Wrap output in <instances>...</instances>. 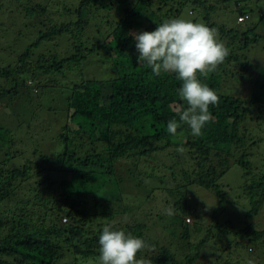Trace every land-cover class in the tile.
<instances>
[{
  "label": "trees",
  "instance_id": "trees-1",
  "mask_svg": "<svg viewBox=\"0 0 264 264\" xmlns=\"http://www.w3.org/2000/svg\"><path fill=\"white\" fill-rule=\"evenodd\" d=\"M60 1L68 0H0V10L5 2L11 9V22L6 25L0 20L8 37L16 26H22L21 31H39L26 39L11 38L23 42L19 50L11 44L2 45L0 40V56L8 60L0 64V105L8 97L11 103L16 99L20 102L13 114L15 125L9 120L6 125L0 123V209L8 211L0 213V264H96L99 236L107 225L153 245L154 251L142 253L153 264H197L212 242L214 230L227 234L232 223H213L207 228L201 224L203 216L195 212L192 224L187 216L196 200L190 197L189 188H206L215 194V218L230 206H240V201L230 197L236 189H242L248 200L243 206L248 209L249 221L260 214L264 205V154L257 152L255 146L260 143L250 136L257 129L250 128L247 121L257 105L264 114V64L255 63L259 60L257 50L264 48V36L255 27H242L252 19L245 7L250 0H220L224 3L221 8L219 0L215 4L213 0H69L72 7L66 13L76 20L46 29L50 25L45 17L48 6ZM229 3L239 15L233 28L226 20ZM109 6L117 11L111 13ZM185 13L193 22L216 28L230 53L215 72L198 77L219 96L218 104L209 106L214 119L200 137L192 136L186 124L175 136L167 131L170 119L179 121L173 109L184 103L177 94L182 82L173 73L156 76L146 65H139L131 35L153 31L164 20L184 18ZM92 22L100 29L98 33L110 39L90 48L80 35L93 27ZM126 23L130 25L128 32L122 31ZM64 36L74 40V51L60 55L62 43L53 42L62 41ZM92 52L97 53L101 64V71L97 66L95 72L100 71V76L107 75L108 79L97 75L87 78L83 65ZM72 69L80 70L73 74L83 77L80 83L71 85L68 81L66 72ZM64 83L73 91L68 93L62 88ZM242 85L245 97L238 95ZM54 88L69 94L67 108L73 112L65 130L75 137L61 134L63 150L45 154L35 149L33 158H27L15 142L18 137L20 141L28 139L30 121L42 119L44 111L32 112L26 121V111L21 109L34 104L33 91L39 94V90L44 93ZM77 137L82 148L90 143L94 151L80 156L70 147ZM99 145L105 153L98 152ZM181 146L185 149L182 154L176 151ZM159 153L168 161L163 170L169 174L152 171L149 186H143L144 174L137 162L121 173V162L129 158L140 161L141 157ZM235 166L242 170L238 188L224 180ZM59 175L66 176L61 184L57 182ZM124 184L133 186L130 192ZM58 185L60 193H55ZM131 200L133 203H129ZM156 201L159 212L153 209ZM170 206L174 208L171 216L165 211ZM119 215L129 221L120 222ZM249 221L237 235L258 249L264 247V231L256 230ZM160 225L168 229L165 237L173 238L169 245L150 236L151 229ZM197 233L207 234L195 244L191 237ZM72 253L73 258H67Z\"/></svg>",
  "mask_w": 264,
  "mask_h": 264
},
{
  "label": "rangeland",
  "instance_id": "rangeland-1",
  "mask_svg": "<svg viewBox=\"0 0 264 264\" xmlns=\"http://www.w3.org/2000/svg\"><path fill=\"white\" fill-rule=\"evenodd\" d=\"M213 1L215 4L216 1L215 0ZM116 2L119 3L120 0H117ZM6 3L7 2L3 3L4 8L0 10V20L1 23L4 22V24L8 25L9 22H11L9 19V16L11 15L9 11H11V9H8ZM218 5L220 6V8L224 7V3L222 1H220ZM229 5L231 9L227 12L229 17H227L226 20L228 26L233 28L236 26L238 12L237 10H235L234 6L231 3H229ZM69 7H72V1L69 0L66 2L60 1L57 2L56 4L48 6V11L46 12L47 14L45 15V17H48V21H50L49 22L50 25L47 26L46 29H48L50 26H55V24L58 26L61 23H68L70 21H75L76 17H71L66 13V10ZM245 7H247V10H249V12L251 13L252 19L242 25L243 29L245 28L247 30V28L255 27L256 28L255 31H257L258 34H262L264 36V0H250L245 5ZM109 8L111 13L117 11L115 7L113 8L112 6H109ZM184 16H185L184 18L189 19L186 13ZM35 20L38 22L37 17H35ZM95 24H96L95 22H92L93 27L89 31H84L83 34L80 35L82 40L85 41V46L90 48H92L96 42L98 45H100V43L102 44L105 40L106 42H108L110 39L109 35L103 36L101 33H98L97 31H99L100 29L95 27ZM21 27L22 26L13 27L9 33L11 37H8V34H5V32L2 31V27H0L1 44L4 46L11 44L13 46L12 48L14 49L17 48L19 50L21 46H23V42L20 43L13 42L14 40L12 41L11 38L14 39L17 36H22L24 37V39H26L27 38L26 36L28 34L35 35L36 32H39V31H29L31 30L29 28H24V31H21L20 30ZM43 28H44L43 26L42 27L40 26V29ZM129 29H130L129 23H126L122 27V31L125 32H128ZM78 31L81 30L78 29ZM137 32L138 31H136L135 33ZM252 33L254 34V32ZM53 43L55 44L62 43V46L64 45V47L60 46L61 53L58 52L60 53V55H65L66 52L70 53L74 51V47L72 45L74 43V40L70 39V37L64 36L62 41L61 40L58 41L57 39H55V42ZM261 48L262 51L257 50L258 55L256 56V59L258 58L259 60L255 61V63L263 65L264 55L261 54L262 53L264 54V48L262 46ZM5 57L0 56L1 65H5L7 63L8 60L5 59ZM90 57L91 58L83 65V68L86 71L85 73L86 74L88 73L87 78L93 79L97 75V77H99L100 79H108L109 76L107 77V75L106 76L104 75L105 77L100 76L101 64L99 62V56L97 55V53L92 52V55ZM97 66L100 67V71L95 72L94 67ZM72 70L73 72L70 71L66 72L68 81H71V85H73L76 82L80 83V81L83 80V77L77 76L76 74L73 75L74 72L79 73L80 70H76V69L75 70L72 69ZM106 73L109 74L110 71ZM62 88H64L68 93L73 91L72 88L71 90H68L69 86H67V84L65 83L62 86ZM240 90H238V95L245 97L244 96L246 94L245 86L242 85ZM33 92H34L33 94L34 104L33 105L28 104L27 107L24 106L23 107L24 109H21L22 111L23 110L26 111L25 112L26 114L24 115L25 116L24 119L26 121H29L31 119V115H33L32 112L41 109L44 111V113L43 114L41 113V115L44 117L42 119L38 117L30 121L29 123L30 131L28 132V135L30 136H28V139L25 138V141H20L18 137L15 142L16 143L15 146L17 149L21 151L25 150V157L27 156V158L29 157L33 158L32 151L35 149H40L45 154H52L53 152L63 150L64 145H61L62 142L59 137V135L61 134L66 135L69 133V135L75 137L74 133L67 132L65 130V126L70 125L71 123L70 115L73 112L72 109L67 108L68 107L67 97L69 94L67 95V92H62L61 89L59 90L57 88L47 89L44 91V93H42L39 90V94L36 93L37 91H33ZM8 98H5L0 105V123L6 125L5 123L8 122L9 120L10 122H12L13 125H15L16 119L13 116V114L17 111V108H20V104H19L20 102L18 99H16L14 103H11L12 101H9ZM247 121H250V123L248 124L250 128L252 127L253 129H257L256 132H253V134H251L250 136H252L253 138L259 141L260 145L255 146V148H258L257 152H259L260 155H263L264 154V114L259 109L258 105L251 109ZM260 140L262 142H260ZM74 141L76 142L73 143L70 147L78 150L80 156L89 154L91 153V151H94L93 150L94 147H92L90 143H88L87 146L82 148L80 146L81 141L78 139V137ZM97 150L100 153H105L103 146L99 145ZM126 161L127 160H125V162L120 163L119 167L120 170H122L121 173L124 174L127 168H129L131 165L137 162L139 165L138 169L140 170V173L144 174L142 175L141 181L143 186L145 187L149 186L148 184L150 181L148 180V178H150L149 176H151L152 171L154 173L156 171V173L159 175L169 174V171L163 170V167L167 164L168 161L166 162L165 158L163 157L162 154L160 155V153L146 157H141L140 161H137V158L136 159L129 158V160L127 162ZM16 164H19V162H15V165ZM241 172L242 170L238 166L231 168L226 174V177L224 179L225 183L238 188L242 183ZM65 177H66L65 175L64 176L59 175L58 176L59 181L57 182L61 184V181L63 180V178L65 179ZM67 177H70V175H68ZM123 186L125 189L127 187L128 192H130L131 188H133L132 185H128V184H124ZM59 188L60 187L58 185V191L56 190L55 193H60ZM188 193L190 194V197L192 199L196 200V204L193 201L191 206V213L187 216V219L191 218L190 220L192 221L191 222L192 224L195 223V215H196L195 212H199L203 216V220L201 221V224L207 228L210 227L211 224L213 223H215L214 225L216 224L223 225L227 221H231L232 223L231 232H228L227 234L223 235L222 233H220V231L217 228L214 230L215 231L214 238L212 239V242L209 243V246H207V248H205V250L203 251V257L199 259L197 264H230V263L248 264L249 260H252L254 264H264V247L262 248L260 247L258 249L256 248V246L248 244L249 240L247 238L241 239L237 235V232L243 231L245 229L246 221H249L248 219H246V213L248 212V209L247 208L245 209L246 206H243V203L245 205V202H248V200H246V197L244 196L242 189H236L230 195V197H232V200L235 199L237 201H240V206L228 207L227 212L221 211L222 213L220 212L221 214L219 213L220 215L217 216V218H215L216 216L214 217V211L218 207V198L215 196V194L212 191L206 188H200L195 186L189 188ZM23 195L31 197L30 194L27 192H23ZM136 202L138 201L136 200ZM129 203H133V201L131 200ZM157 206H158V202L156 201V203H153V207H154L153 209L159 212ZM7 212H8L7 210L4 212L0 209V213L6 214ZM117 219L124 224L129 221V219L125 215H119ZM143 219L145 218L143 217ZM249 222L251 223L252 227H254L256 230L264 231V205L260 210V214H258V216L253 217ZM151 230H152L150 232L151 238L159 242L161 241L165 242L161 244L169 245V243L173 239L169 236L165 237V235L167 234L166 231L168 230L166 229V227L160 225L157 228H152ZM206 234L207 233L201 234L200 236L198 233L194 234L191 237V241L195 244L199 243V241H201V239H203ZM178 248L179 245L178 247L173 248V251L178 250ZM72 255L73 253L70 254L69 257L67 256V258H71V257L73 258ZM181 255L182 254H179V256ZM96 264H98V262H96Z\"/></svg>",
  "mask_w": 264,
  "mask_h": 264
},
{
  "label": "clouds",
  "instance_id": "clouds-1",
  "mask_svg": "<svg viewBox=\"0 0 264 264\" xmlns=\"http://www.w3.org/2000/svg\"><path fill=\"white\" fill-rule=\"evenodd\" d=\"M131 35L139 53V65H146L156 76L162 72L173 73L182 82L177 94L184 103L173 109L179 121L170 119L167 131L175 136L186 124L192 136L200 137L205 126L214 119L209 106L218 104L219 96L198 77L206 78L215 72L230 54L218 30L202 22L177 17L157 24L153 31ZM176 151L182 154L185 149L181 146ZM165 211L169 216L174 214L172 206ZM145 250L154 251V246L131 232L107 225L99 236L98 264H153L150 257L142 255ZM248 264L254 262L249 260Z\"/></svg>",
  "mask_w": 264,
  "mask_h": 264
}]
</instances>
